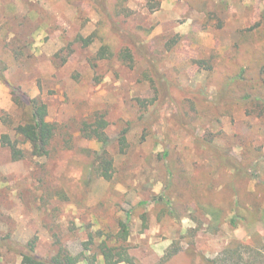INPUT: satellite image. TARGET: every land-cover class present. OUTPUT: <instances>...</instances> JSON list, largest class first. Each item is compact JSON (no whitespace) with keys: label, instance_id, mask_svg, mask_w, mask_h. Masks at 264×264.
<instances>
[{"label":"rangeland","instance_id":"obj_1","mask_svg":"<svg viewBox=\"0 0 264 264\" xmlns=\"http://www.w3.org/2000/svg\"><path fill=\"white\" fill-rule=\"evenodd\" d=\"M127 6L119 33L141 28L149 54L100 26L91 0H0L5 76L42 98L58 125L48 154L13 160L1 137H15L5 116L21 110L0 82V232L33 242L47 260L58 247L83 253L78 264H105L103 242L127 247L134 264H204L232 241L264 240V117L244 98L264 94V0ZM95 32L89 46L76 41ZM103 35L107 59L98 58ZM125 46L133 63L119 58ZM101 116L113 140L111 180L92 171L102 143L81 131ZM121 222L126 241L115 238ZM21 262L2 249L0 264Z\"/></svg>","mask_w":264,"mask_h":264},{"label":"trees","instance_id":"obj_2","mask_svg":"<svg viewBox=\"0 0 264 264\" xmlns=\"http://www.w3.org/2000/svg\"><path fill=\"white\" fill-rule=\"evenodd\" d=\"M93 5L102 13V20L100 26L109 25V33L114 36L121 35L125 38L127 44L136 49L137 52L144 51L149 54V49L144 41L141 28L136 31H130L127 35L125 32L119 33L117 23L122 17L127 18L131 15L132 11L127 6V0H91ZM157 4L151 5V10H154ZM264 17V16H263ZM143 30V29H142ZM114 34H112V33ZM97 33H93L88 37L79 35L76 39L82 42L85 46H89L96 39ZM99 37V36H98ZM102 46L98 52L99 59H107L113 55L111 47L105 41V36L101 38ZM129 46L119 51V58L124 59L130 63L134 62V51ZM150 57L151 54H150ZM205 61L199 62L204 63ZM154 75L161 76L158 69L152 66ZM212 69V66H209ZM7 67L5 62L0 59V82L5 83L10 87L13 96V101L18 109L21 110L20 118L15 120L11 116H5V123H7L15 133L13 138L9 134H3L1 137V145L8 147L11 151L13 160H22L30 155L32 157H42L48 154L49 146L57 135L58 125L48 121L49 111L48 105L40 97H31L24 92L21 87L12 85L5 76ZM260 73L262 74V87L264 88V64L262 65ZM249 101V113L258 114L259 117H264V94L249 93L244 97ZM219 100V99H218ZM217 100V101H218ZM108 127L107 121L101 116L93 121H86L81 128L84 136L88 138H96L102 143V150L96 154L92 162V171L99 176L104 177L106 180H111L113 177V157L109 155L108 147L113 140L107 135L105 129ZM127 131H123L119 138H117L119 145L124 148L127 145ZM28 146V148H27ZM123 152V150H122ZM93 173V172H92ZM255 175V174H254ZM252 176V175H251ZM157 198H164L168 201L163 194ZM234 216L230 220L231 225H236ZM121 231L115 237L117 240L122 238L127 240L128 230L127 224L121 222ZM112 236V235H111ZM109 236V237H111ZM108 237V238H109ZM111 239V238H109ZM100 253L104 257L105 264H134V258L128 253L127 247L110 245L103 242L100 246ZM2 249L17 253L21 258V264H78L84 260V254L73 256L67 249L58 247L57 252L49 258V260L39 257L35 251L33 242L26 246L20 245L13 240L9 234L0 232V257ZM175 254L177 250H175ZM250 256V257H246ZM204 264H264V240L256 239L253 243H240L232 241L216 258L203 257Z\"/></svg>","mask_w":264,"mask_h":264}]
</instances>
